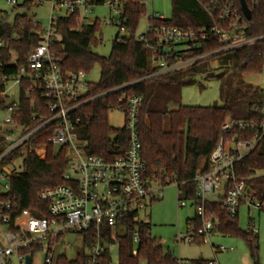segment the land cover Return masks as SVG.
<instances>
[{
	"label": "trees",
	"instance_id": "16d2710c",
	"mask_svg": "<svg viewBox=\"0 0 264 264\" xmlns=\"http://www.w3.org/2000/svg\"><path fill=\"white\" fill-rule=\"evenodd\" d=\"M16 7L30 8L31 2L25 1ZM251 10L247 34L254 37L264 36V0H259ZM146 14L147 6L140 0H124L117 21L120 29L125 28L126 32L123 36H120V33L116 35L107 57L96 52L103 40L102 22L99 18L79 24L77 14L61 15L54 25L56 39L52 43V49L55 63L63 73L84 70L89 74L96 64L101 67L100 79L91 89L93 94L101 96L92 103L82 105L78 111L81 116L88 115L77 131L81 138L88 140L86 150L89 154L113 160L127 150L129 135L125 127L111 126L108 115L111 110L125 111V96L138 94L143 97L138 132L142 143V156L146 163L144 176L162 188L176 184L179 200L188 199L192 202L196 213L193 218L187 220L188 230L190 227L202 225V219L197 213L201 203L197 200L194 178L199 172L205 173L211 169L209 158L221 138L230 142L234 141L236 136H242L243 132L238 127L222 133L224 123L227 120L258 124L264 122L263 92L258 86L244 83L242 78L245 73H262L264 38L240 49L216 53L210 57L223 55L220 65L226 68V71L218 76L223 79V105H184L181 88L190 84L193 74L201 69L192 66L184 72L144 78L153 69L148 61L149 49L145 42L138 39L136 31ZM167 22L199 28L210 26L215 21L195 0H173V16ZM41 29L42 24L34 21L33 16L17 13L11 19L7 12L0 10V110L6 111L10 106L17 104V109L12 114L16 126L32 127L49 116L41 88L39 85L34 86L29 77H22L17 101L6 93L7 83L20 73L22 67L27 66L29 54L40 43ZM219 46L217 40L205 42L200 52L213 51ZM14 57L18 60L17 65L13 63ZM129 83V86H124ZM118 87L121 88L116 89ZM10 98L12 101L8 103ZM174 106L176 108H173ZM53 131L54 126H48L30 142L34 146L47 147L44 157L26 146L13 151L1 163L0 169L8 167L11 172L10 190L0 193V198H11L16 204V214L23 209H30L39 216L45 215L47 206L40 201V192L67 183L64 179V173L69 166L66 147L49 143L48 139ZM111 133H116L115 139L110 138ZM252 136L251 131L245 134L246 138ZM5 146V138L0 135V154ZM18 159H22L21 168L12 169ZM234 168L236 174L245 179L264 171V140L239 160ZM247 183L256 188L264 200V177L249 179ZM203 206L206 216L213 215L214 232L242 237L249 247L253 264H261L257 233L252 228L249 231L242 230L237 216L232 217L219 201H206ZM119 226L118 229L103 230L109 247L112 243L118 244V264H139L141 260H146L147 264H183L171 251L165 250L160 238L151 234L150 223H134L130 218ZM137 228L140 240L135 247L133 235ZM122 229L125 231L123 234L120 233ZM81 234L84 237V246L89 249L95 241V231L89 230ZM35 251L32 249L30 253L34 254ZM55 264H89V255L82 250L75 258L69 259L64 252L58 255ZM98 264H113L109 248L102 253ZM191 264L216 263L213 260L198 258L191 261Z\"/></svg>",
	"mask_w": 264,
	"mask_h": 264
},
{
	"label": "built area",
	"instance_id": "2783aa9c",
	"mask_svg": "<svg viewBox=\"0 0 264 264\" xmlns=\"http://www.w3.org/2000/svg\"><path fill=\"white\" fill-rule=\"evenodd\" d=\"M6 1L14 6L20 4L19 0ZM25 1L37 6L50 3L53 12L50 24L42 25L39 31L41 41L29 54L27 66L22 67L13 80L20 82L22 77L27 76L34 86L39 85L42 97L47 102L49 116L32 127L16 126L12 114L17 109V104L6 110L8 116L5 121L0 122V135L4 136L6 142L0 154V166L13 151L26 146L44 157L47 147L34 146L30 142L36 134L51 125L54 126V131L48 141L55 146L66 147L69 166L64 173L67 183L40 192L39 199L47 206L43 216L30 209H23L16 214V204L12 199L0 198V264H26L28 255L32 257L33 264L34 255L38 251L45 253L44 264H55L58 255L64 253L58 252L62 238L70 233L89 230L96 233L95 241L87 252L89 264H98L106 250L105 244L109 248L103 230L118 229L119 225L130 218L134 223H149L142 219V215L160 198L163 188L144 176L146 163L138 132L143 97L138 94L125 96L123 126L129 135L127 150L113 160L89 154L86 150L88 140L81 138L77 131L88 115L81 116L78 111L82 105L92 103L101 94L91 92L94 83L88 80V74L84 70L62 72L55 63L52 43L56 39L54 25L61 15L77 14L79 24L88 23L92 21L90 15L96 5H107L119 14L124 0H23ZM140 1L146 5L148 0ZM195 1L214 19L213 24L194 28L169 24L164 15L156 12L149 17L147 31L138 36L149 49L148 61L153 69L144 78L186 71L216 53L240 49L264 38L247 34L248 19L241 0ZM246 2L251 9L259 0ZM33 17L34 21H38L36 16ZM121 30L126 32L125 28ZM212 40L219 42V48L200 52L203 44ZM13 63L17 65L16 57ZM129 85L130 83L124 86ZM234 127L243 132L241 138L236 136L230 142L221 138L209 158L211 169L205 173L199 172L194 178L197 200L201 203L197 213L202 219V225L186 230V234L180 238L185 243H206L210 240L215 230V221L213 215L206 216L203 205L208 201L207 195L218 190L223 191L219 202L232 217L238 216L243 203L264 213L263 198L261 199L256 188L247 183L249 179L264 177V171L245 179L239 177L234 168L239 160L264 140V122L258 124L227 120L222 126V133L230 132ZM249 131L253 132V136L246 138L245 134ZM5 168L8 167L0 169V179L4 182V190L0 193L10 190V173ZM256 196L260 198L255 199ZM179 205L185 206V200H181ZM252 229L258 233L255 225ZM83 239L84 237L82 241ZM139 240L137 228L133 235L135 247ZM32 249L36 250L34 254L30 253ZM217 250L219 249L216 248Z\"/></svg>",
	"mask_w": 264,
	"mask_h": 264
},
{
	"label": "rangeland",
	"instance_id": "374dc122",
	"mask_svg": "<svg viewBox=\"0 0 264 264\" xmlns=\"http://www.w3.org/2000/svg\"><path fill=\"white\" fill-rule=\"evenodd\" d=\"M20 4L23 0H19ZM147 15L144 16L136 31V36L144 34L148 29V19L153 13H159L170 19L173 16V0H148ZM0 10L7 12L9 18H13L15 14H27L36 16L37 20L47 26L51 22L50 15L53 12L50 3L44 5H31L30 8L16 7L8 3L6 0H0ZM119 14L107 5L98 4L95 6L90 20L99 18L101 24L102 43L96 48V52L101 56H109L116 35H125L120 29L117 17ZM110 20V21H109ZM206 58L197 62L194 66L201 69L193 74L192 82L183 85L181 88L182 104L194 106H215L223 105L221 98V89L223 79L218 76L226 71V68L220 65L221 57ZM180 72V71H179ZM184 72V71H182ZM231 68H229V72ZM101 76V67L96 64L88 74V80L97 83ZM243 82L253 84L262 90L264 95V68L262 73L251 74L245 73ZM239 79V78H238ZM6 93L11 95L14 100H18L20 94V82L10 80L6 86ZM173 108H176L175 106ZM264 112V109H263ZM8 114L5 110H0V122L5 121ZM109 123L114 128H121L124 124V113L121 110H111L108 115ZM22 159H18L11 167L12 169H20ZM3 183L0 179V191L4 190ZM223 196V191L218 190L216 193L207 195V200L218 202ZM256 196L255 199H259ZM254 201V200H253ZM186 205L180 206L178 196V188L176 184L165 186L159 200L152 203L148 210L143 213L142 219L148 220L151 224V234L160 238L165 250L171 251L176 257L181 259L183 264L191 263V261L203 257L207 260H213L216 264H253L249 247L246 241L236 235H225L221 232H214L210 236L208 242L185 243L180 238L186 234L187 220L195 216V207L188 199L185 200ZM237 221L240 228L249 231L255 225L258 229V254L261 264H264V213L259 212L256 208L250 207L247 203H243L239 209ZM125 231H120L123 234ZM81 233H70L64 236L59 243L58 252H65L69 259L76 257L79 251H89L84 246ZM216 248L219 250L216 251ZM223 248V249H221ZM110 253L113 264H118L119 248L117 243L110 244ZM45 253L38 251L33 258V264H44ZM139 264H147L146 260H141Z\"/></svg>",
	"mask_w": 264,
	"mask_h": 264
},
{
	"label": "water",
	"instance_id": "95a60500",
	"mask_svg": "<svg viewBox=\"0 0 264 264\" xmlns=\"http://www.w3.org/2000/svg\"><path fill=\"white\" fill-rule=\"evenodd\" d=\"M241 4H242V9H243V11H244V14H245L246 18H247L248 20H250V19H251V16H252V10L249 8V6H248L246 0H241ZM11 101H12V98L9 99V102H8V103H11ZM12 128H14V127H12ZM6 130H7V128L5 129V131H6ZM110 138H111V139H115V138H116V133H111V134H110ZM5 170H6L8 173L11 172L9 168H5ZM105 246H106V249H107V248H108V245L105 244ZM200 258L202 259L203 257H200ZM26 264H32V257H31L30 255H28V256L26 257Z\"/></svg>",
	"mask_w": 264,
	"mask_h": 264
},
{
	"label": "crops",
	"instance_id": "0c3cea01",
	"mask_svg": "<svg viewBox=\"0 0 264 264\" xmlns=\"http://www.w3.org/2000/svg\"><path fill=\"white\" fill-rule=\"evenodd\" d=\"M124 125V124H123ZM123 127V126H122ZM188 264H191V263H188Z\"/></svg>",
	"mask_w": 264,
	"mask_h": 264
}]
</instances>
